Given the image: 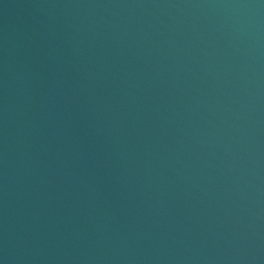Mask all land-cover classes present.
Wrapping results in <instances>:
<instances>
[{"label": "water", "instance_id": "water-1", "mask_svg": "<svg viewBox=\"0 0 264 264\" xmlns=\"http://www.w3.org/2000/svg\"><path fill=\"white\" fill-rule=\"evenodd\" d=\"M0 264H264V0H0Z\"/></svg>", "mask_w": 264, "mask_h": 264}]
</instances>
